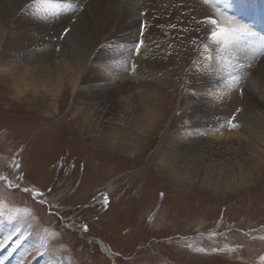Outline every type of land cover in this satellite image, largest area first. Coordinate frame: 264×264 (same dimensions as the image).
<instances>
[{"label": "rangeland", "instance_id": "rangeland-1", "mask_svg": "<svg viewBox=\"0 0 264 264\" xmlns=\"http://www.w3.org/2000/svg\"><path fill=\"white\" fill-rule=\"evenodd\" d=\"M84 6L81 12L77 8L70 16L65 11L48 10L67 15L65 27L71 29L73 21L87 10ZM141 6L136 14L138 19L143 14L145 17ZM25 10L26 7L19 9L22 15ZM60 17L56 16V20H61ZM140 30L141 26L139 33ZM152 31L153 28L147 32L146 40L151 38L153 43L148 45V40L143 46L145 49L156 44L168 46L167 41L157 39ZM10 33L11 30L7 35ZM112 33L110 28L104 30L98 41L109 38ZM62 34V30L50 37L33 33L32 37L43 40L45 45L36 44L35 49L49 56L55 52L60 59L71 52L66 36L59 38ZM138 35L121 37V42L114 41L113 37L100 42L90 53V61L109 50L119 57L131 54L132 62L136 63L138 56L131 50L138 42ZM210 47L215 51L217 46ZM119 63L118 69L125 70V65ZM210 63L218 65L215 60L206 64ZM8 68L0 60V175L18 182L19 188H8L5 182H0V210L4 212L0 216L1 264H264V166L260 169L261 162L252 166L260 169V173L257 172L255 184L246 188L249 192L236 190L240 195H233L236 192H221L198 182L176 180L165 168L166 164L157 158L158 154H166L165 150L155 154L160 148L172 146L192 121L190 107L194 98L182 83L175 81L161 96L151 97L166 111L164 116L170 129L158 137L153 135V145L144 149L146 153L139 158L131 156L132 151L125 145L111 148L105 138L99 139L87 128L72 123L76 114L68 103L58 115L47 118L50 108L42 110L43 107L35 106L36 102L27 106L23 101L17 102L4 89L11 76L6 72ZM126 72L129 82L135 83L134 73ZM114 77L120 82L118 75ZM137 93L142 106L152 103ZM263 103H259L261 108ZM255 110L257 113H251L254 116L250 117L264 118L263 110ZM257 121L253 127L261 132L258 126L262 123ZM148 137L141 144L145 145ZM247 141L244 139L246 145L251 143ZM13 161L20 165L18 169L13 167ZM24 188L35 189L43 196L33 197ZM105 196L107 205L103 202ZM41 200L45 202L40 203ZM84 226L87 231L83 230Z\"/></svg>", "mask_w": 264, "mask_h": 264}, {"label": "bare ground", "instance_id": "bare-ground-1", "mask_svg": "<svg viewBox=\"0 0 264 264\" xmlns=\"http://www.w3.org/2000/svg\"><path fill=\"white\" fill-rule=\"evenodd\" d=\"M69 4L74 9H68ZM140 5L145 12L142 19L136 16ZM82 6L87 10L79 15ZM218 6L234 21L247 25L258 37L264 36L262 28L255 24L264 19V0H220ZM22 7H26L23 15L19 11ZM48 8L65 11L68 16L80 8L77 21L71 24V32L65 37L71 44V52L60 59L55 52L49 56L34 47L45 45L43 40L36 41L33 33L50 37L67 28V15L54 14ZM56 16L63 17L56 20ZM208 16L219 19L204 0H0V60L2 65L10 66L6 72L11 75L4 89L26 106L36 102L35 106L43 107L42 110L50 108L47 118L58 115L68 103L76 114H73L72 123L87 128L99 139L105 138L113 146L111 148L125 145L132 151L128 152L131 156L140 158L153 142V135L158 137L170 129L164 116L166 111L151 97L161 96L175 81L180 82L194 98L190 107L192 121L172 146L155 152L165 150L166 154H158L157 158L178 181L198 182L221 192L248 193L246 188L255 184V178L259 177L257 172L264 166V118L250 117L254 116L251 113H257L255 108L263 110L264 114V103L263 108L259 105L264 102V57L256 55L260 50L258 37L242 40L232 63L238 60L246 67L234 73L242 77L241 82L227 89L224 80L231 70L227 62L215 59L220 71L210 72L201 55L203 44H212L207 39L209 33L197 30L195 21H203ZM145 22V44L148 40V45L153 43L151 38L146 40L147 32L153 28V35L167 41L168 46L156 44L149 50L143 47L144 52L141 51L135 60L138 65L133 76L137 80L135 83L129 82L125 70L118 69L119 62L127 59L126 55L119 57L107 50L90 61V53L100 42L112 37L121 42V37L128 35V38H136ZM108 28L113 31L112 35L98 41ZM10 30L11 35H7ZM192 40H196L199 47L193 45ZM249 63L252 64L250 69L247 68ZM114 75H118L120 82H116ZM199 90L203 93L199 94ZM137 92L152 103L142 106ZM233 114L236 116L234 123L239 127L222 128ZM257 119L262 123L258 126L261 132L253 127ZM144 137H148L145 145L140 142ZM244 139L251 143L246 145ZM259 162L260 169H252ZM22 235H26V231ZM101 249L110 255L106 247L101 246ZM4 250L7 253V248ZM11 260L13 263L14 255Z\"/></svg>", "mask_w": 264, "mask_h": 264}, {"label": "snow or ice", "instance_id": "snow-or-ice-1", "mask_svg": "<svg viewBox=\"0 0 264 264\" xmlns=\"http://www.w3.org/2000/svg\"><path fill=\"white\" fill-rule=\"evenodd\" d=\"M219 2L220 0H204V3L206 5L214 9L216 17H219V19L208 16L203 21H195V23L197 24V30L203 29L204 31H207L209 33L207 39L211 42L212 45L217 46L215 49V53H213V50L209 44H203V52L201 53L203 59L206 62H213L215 59H221L227 62L228 67L231 70L227 73V79L224 80V86L227 89H231L232 87H234V85L239 84L242 79L240 75H236L234 73L242 72L246 67L245 64L240 63L238 60L236 61V63H232V60L236 59L235 50L238 49L242 40H245L246 38L258 37V34L252 31L247 25L239 24L238 22L234 21L232 17L223 12L218 6ZM68 7L73 8V5L69 4ZM74 22L75 21H73V23ZM146 28L147 24L145 22L141 25V30L139 33L140 39L137 43L134 44V47L131 50V53L136 56H139L141 54V49L145 44L144 36ZM70 32V28H65L63 30V34L59 38L63 39ZM258 38L260 42V50L256 53V55L264 57V36H260ZM192 44L197 45V41L192 40ZM197 47H199V45H197ZM58 50L59 49H57V51ZM229 57H231L232 59H229ZM253 59H255V56L253 57ZM122 63L125 65L126 71H131L132 73H135L137 71L138 65L132 62L131 54L127 57V59L122 61ZM193 63H195V61ZM251 67L252 64L249 63L247 65V68L250 69ZM206 70L210 72L220 71V69L216 68L214 63H210ZM239 111L240 109H236V112ZM235 119L236 116L235 114H233L230 119L226 120L225 123L221 125V127L229 129L239 127L237 123H234ZM13 167L18 169L20 165L13 161ZM0 182H5L8 188H19L18 182L14 183L13 179L9 176L0 175ZM23 191L30 193L33 197L43 196V193L35 189L24 188ZM44 202L45 201L43 200L40 201V203ZM103 202L105 205L108 204V199L106 196L104 197ZM3 215V210H0V216ZM83 230L87 231V226H84Z\"/></svg>", "mask_w": 264, "mask_h": 264}]
</instances>
